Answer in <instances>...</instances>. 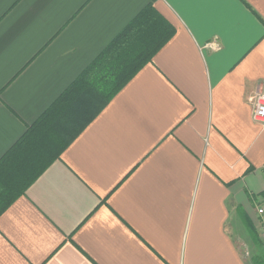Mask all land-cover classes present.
<instances>
[{
    "label": "crops",
    "instance_id": "obj_1",
    "mask_svg": "<svg viewBox=\"0 0 264 264\" xmlns=\"http://www.w3.org/2000/svg\"><path fill=\"white\" fill-rule=\"evenodd\" d=\"M148 4L174 35L0 215V264H248L236 229L263 242L264 0H0V157Z\"/></svg>",
    "mask_w": 264,
    "mask_h": 264
},
{
    "label": "trees",
    "instance_id": "obj_2",
    "mask_svg": "<svg viewBox=\"0 0 264 264\" xmlns=\"http://www.w3.org/2000/svg\"><path fill=\"white\" fill-rule=\"evenodd\" d=\"M174 26L146 5L18 140L0 157V215L53 162L154 54L174 35ZM83 90L72 114V96ZM80 98L74 102L77 103ZM255 243L260 242L252 233ZM264 264L262 257L252 258Z\"/></svg>",
    "mask_w": 264,
    "mask_h": 264
},
{
    "label": "rangeland",
    "instance_id": "obj_3",
    "mask_svg": "<svg viewBox=\"0 0 264 264\" xmlns=\"http://www.w3.org/2000/svg\"><path fill=\"white\" fill-rule=\"evenodd\" d=\"M252 236V235H251ZM235 237L237 239V246L240 250L241 254L244 256V259L248 262V264H255L254 260L252 258L254 257H263L262 255V247L259 246L264 245V239L263 242L255 243L252 241H249L248 238H244L243 236H240V232L236 229ZM251 238V237H250ZM252 239V238H251Z\"/></svg>",
    "mask_w": 264,
    "mask_h": 264
},
{
    "label": "built area",
    "instance_id": "obj_4",
    "mask_svg": "<svg viewBox=\"0 0 264 264\" xmlns=\"http://www.w3.org/2000/svg\"><path fill=\"white\" fill-rule=\"evenodd\" d=\"M252 119L254 122L264 129V92H258L256 94L254 105L252 109ZM258 213L263 214L264 209L258 208ZM262 234L264 235V221L260 225Z\"/></svg>",
    "mask_w": 264,
    "mask_h": 264
}]
</instances>
